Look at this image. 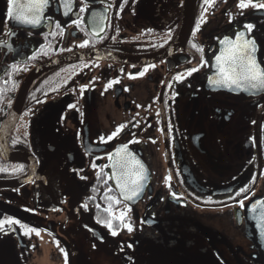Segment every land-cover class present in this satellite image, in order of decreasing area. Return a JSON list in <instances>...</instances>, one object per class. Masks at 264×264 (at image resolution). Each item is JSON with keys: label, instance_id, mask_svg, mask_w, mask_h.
<instances>
[{"label": "flooded vegetation", "instance_id": "obj_1", "mask_svg": "<svg viewBox=\"0 0 264 264\" xmlns=\"http://www.w3.org/2000/svg\"><path fill=\"white\" fill-rule=\"evenodd\" d=\"M237 3L89 0L85 23L92 12L106 16L105 32L92 39L71 26L79 0L68 16L60 0H50L38 27L8 19L7 0H0V43L12 49L0 47V166H24L0 172V220L40 232L25 236L18 225L5 226L0 264H65V252L67 264H264L259 210L250 211L264 200V92L209 83L220 40L246 33V23L255 25V57L264 68V10L241 14ZM56 22L65 26L63 37L50 34ZM84 39L95 46L77 47ZM42 48L48 54L31 59ZM201 56L207 66L200 67ZM14 63L27 70L13 72ZM194 66L191 76L174 79ZM113 80L119 82L105 91ZM120 125L126 127L101 142ZM123 144L147 175L132 201L113 180L105 183L108 156ZM109 187L131 233L112 236L97 223L108 219Z\"/></svg>", "mask_w": 264, "mask_h": 264}, {"label": "snow or ice", "instance_id": "obj_2", "mask_svg": "<svg viewBox=\"0 0 264 264\" xmlns=\"http://www.w3.org/2000/svg\"><path fill=\"white\" fill-rule=\"evenodd\" d=\"M61 6L65 9L64 15L68 16L70 12L73 11V5L76 3V0H60ZM215 0H204V3L211 7ZM123 3H127V0H123ZM50 0H7V10L6 17L20 25H29L32 27H38L41 24V21L44 18L45 9L49 6ZM80 7L78 8L77 17L71 21V26L84 32L85 36L91 35L92 39L101 38V34L105 32V20L106 16L103 12L97 13L92 12L91 19L85 23L83 14L86 13L89 9V0H79ZM113 5L107 4V8H111ZM237 7L241 10L248 9L249 7L256 10H264V0H238ZM122 10V7H121ZM207 11V9H205ZM49 19H51L49 17ZM203 19V17L201 18ZM231 22V19H230ZM90 26V27H89ZM245 32L237 33L235 38H224L220 40L221 48L219 50V55L215 56V70L216 75L214 78L209 79V83L216 85L217 87L226 88L229 91L242 90L249 91L251 94L258 92H264V68H262L255 57V52L257 51V42L255 38L251 35L255 29V25L252 23L244 24ZM55 28L58 32L50 33L53 37L59 35L63 37L65 35V26H62L59 22L55 23ZM200 30V24H197L196 31L193 32V36L196 35V32ZM117 29V34H118ZM13 35L14 33H9ZM169 39L171 38L170 33L168 34ZM114 40L115 37H112ZM191 47L199 53H203V48L197 45L194 42H190ZM79 48H87L89 46L94 47V43L90 39H84L81 43L76 45ZM162 46V45H161ZM0 47H7L11 51V46L7 42L0 43ZM67 51H72V48L66 49ZM48 53L42 48L39 53L33 55L31 59L35 60L39 55H47ZM208 61L204 60L201 56L200 67L207 66ZM98 66V65H97ZM87 67V65H85ZM154 67V66H151ZM13 72L26 71L27 67L23 69L19 68L17 64L12 65ZM199 67H192L187 70L186 75L184 73L177 74L174 79L177 82H181L187 76H191L194 72H197ZM123 71V70H121ZM148 71L146 67L143 71L138 73L139 76H143ZM130 78H134L132 74H129ZM119 81L113 80L110 81L105 86V91L109 88H112L115 83ZM16 83H12V88L8 90H14ZM171 87V85H169ZM87 88V86L81 87V93ZM11 101H9V106ZM74 108L75 105H70ZM81 115H83L81 113ZM255 123V121H253ZM126 127L125 125H120L114 132H112L107 137H100L101 142L111 141L116 137L122 129ZM138 141H130L129 143H136ZM15 144L16 141H13ZM109 165L104 167H111L112 172L110 175L104 173L107 176L105 183L108 180H113L115 182L116 189L120 192V197L124 201H132L139 197L145 187L144 181L147 179L146 169L144 165L138 160L130 151L128 144H123L121 147L117 148L116 151L108 156ZM38 163V161H37ZM92 167L95 169L97 165L94 163ZM11 172L12 174L21 173L24 171L23 165L12 166L11 169L8 167L0 166V172ZM101 172L97 174V179L101 178ZM81 180L87 179L85 176L79 177ZM113 189L109 187L105 193V198L109 202L108 206L103 209L104 212L108 214V219L106 220H97V223L102 224L106 227L112 236H117L119 229H127L131 233L134 229L131 223L126 219L127 212L119 211L118 214L113 210L114 205H119L121 199L114 196L108 195ZM244 193H247L248 189L244 188L241 190ZM175 196V194H173ZM240 195V193H237ZM247 199V197H245ZM240 209L245 208L244 199L238 201ZM83 207L87 209V204H84ZM99 208L100 206L97 205ZM127 211L130 212L131 209L125 205ZM259 210L257 228L260 230L261 236H264V200H258L256 203L251 204L250 211L253 214H257ZM114 222H118L119 228L114 225ZM13 225H18L20 229L23 230L25 236H29L31 233H35L37 236L40 235L39 230L33 228L27 224L21 223L19 220L8 218L0 220V232L5 231V226L11 228ZM132 247V245H128ZM63 252V249H61ZM68 254L65 252V264H67Z\"/></svg>", "mask_w": 264, "mask_h": 264}, {"label": "water", "instance_id": "obj_3", "mask_svg": "<svg viewBox=\"0 0 264 264\" xmlns=\"http://www.w3.org/2000/svg\"><path fill=\"white\" fill-rule=\"evenodd\" d=\"M39 74H40V73H36V75H35V76H36V78L39 76Z\"/></svg>", "mask_w": 264, "mask_h": 264}]
</instances>
